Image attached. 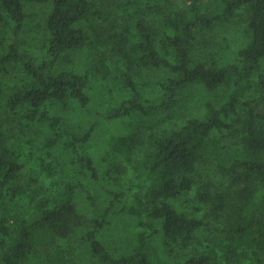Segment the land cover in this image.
<instances>
[{
	"label": "trees",
	"instance_id": "1",
	"mask_svg": "<svg viewBox=\"0 0 264 264\" xmlns=\"http://www.w3.org/2000/svg\"><path fill=\"white\" fill-rule=\"evenodd\" d=\"M48 1L44 41L35 51L20 40L24 4ZM174 1L150 0L143 10L118 19L99 11L102 23L87 32L78 23L96 12L90 0H0V130L3 133L8 127L10 135L26 146L22 155H16L0 135V264H95L97 255L106 264H242L247 260L264 264V0H218L205 7L202 0H187L163 19L159 37L146 12L159 13L163 2ZM240 8L246 12V45L220 60H192L196 34L229 20ZM158 40L171 58L158 50ZM93 46L107 48L102 77L120 76L132 92L118 107L110 104L106 87L96 98L88 92ZM63 53H74V64L70 70L55 72L51 63ZM12 66H19L30 84L4 87L2 81ZM160 68L171 73L159 83L162 96L141 99L133 73ZM252 76L260 91L251 100L262 102L263 109L256 112L252 101L245 102L247 117L240 137L220 143L211 134L231 127L225 117L236 113L240 99L252 88ZM192 83L207 91L223 87L225 94L217 102L206 103L204 116L190 118L168 134L149 133L143 141L140 133L169 113L176 91ZM102 120L121 121L124 127L106 138L97 159L81 153L79 146L92 139ZM140 147L142 156L134 159ZM35 157L48 159L55 173L66 164L79 182L77 187L86 182L94 192L86 197L74 185H64L59 193L63 201L53 208H35L7 252L12 232L6 217L10 199L30 191L36 179L31 177L26 186L10 184ZM118 158L134 163L137 178V191L121 209H116L113 194L106 198L97 189L101 173L118 170ZM206 161L214 162L217 173L236 187L232 193L194 188L190 176ZM79 196L93 201V219L85 217ZM202 207L220 225L221 239L207 250L193 246L195 232L204 224L196 216ZM111 213L124 214L125 225L107 243L100 234L110 226ZM135 224L148 228L153 240H147L145 231H136ZM74 232L80 251L72 263L59 241Z\"/></svg>",
	"mask_w": 264,
	"mask_h": 264
},
{
	"label": "rangeland",
	"instance_id": "2",
	"mask_svg": "<svg viewBox=\"0 0 264 264\" xmlns=\"http://www.w3.org/2000/svg\"><path fill=\"white\" fill-rule=\"evenodd\" d=\"M94 5V14L78 23V26L90 32L92 27H97L102 23V19L97 12H109L112 19H118L125 16L126 13L133 10H143L144 4L150 0H90ZM218 0H202L203 6H209ZM187 3V0H177L172 3L163 2L162 10L159 13H147L151 26L159 33L163 31V19L171 15L181 6ZM51 7L50 1L45 3H26L24 10L26 13L25 22L20 32L21 42L35 50L40 51L44 41V21ZM0 32H3V27L0 26ZM249 39V32L246 27V12L245 9H238L235 14L227 21L218 22L210 29H203L196 34L194 45L191 50V59L194 61L209 62L212 59L220 60L226 58L232 51L238 50L246 45ZM158 50L162 55L166 56V46L161 40L157 43ZM107 52V48L101 46H93L92 56L90 60V77L91 87L88 92L92 98H96L102 92V88L106 87L110 93V104L118 107L125 100L132 97V92L123 84V79L120 76L106 73L103 63V57ZM168 53V54H167ZM167 57L171 58V54ZM74 64V53H63L51 63V69L55 72L70 70ZM123 67V64L120 63ZM171 76V73L166 68L160 69H140L133 73L132 78L140 93L141 99L159 98L162 96V91L159 83ZM29 76L23 72L19 66L8 68L7 74L2 81L4 87H24L30 84ZM252 88L245 93L236 106V113L225 117V121L231 125L221 131H213L211 136L220 143H229L237 140L241 135V129L247 117V106L245 102L252 101L255 92L260 91L256 78H251ZM225 94V89L219 87L214 91L205 90L200 84L192 83L178 89L175 94V104L171 111L161 115L156 119L155 125L151 130H143L140 133V138L145 141L149 133L157 135L168 134L169 132L179 129L190 118H200L206 113V103L208 101L217 102ZM256 112L262 111L263 104L260 101H252ZM124 126L121 121H105L101 124L94 133L92 139L85 144L79 146L81 153L90 154L93 158L99 159L105 149V140L112 134L122 130ZM10 130H0L5 145L16 155H22L26 151V146L18 141L13 135H10ZM143 147L138 148L134 159L142 156ZM118 170H112L108 174H100V184L97 189L101 196L108 198V194H113L115 197L116 209H121L129 203L135 191H137V178L134 173V163H128L118 158L115 161ZM196 171L190 176L194 183L195 189L208 188L210 190L224 191L232 193L235 186L231 184L228 178L221 177L216 170L214 162H200L196 167ZM31 177L36 179L31 190L23 195H15L10 199L11 208L7 210L6 217L11 227V236L7 242V252H11L12 245L19 238V230L22 224L29 220V215L33 214L35 208L44 205L46 208H53L63 201L64 198H59L60 191L64 185H74L80 194L88 195L94 192L91 185L84 182V187L78 188V180L72 174L70 167L66 164H61L59 170L55 173L52 171L51 162L42 157H35L27 161L16 178L11 182L10 186L17 185L26 186ZM147 189L141 193L142 199H145ZM117 196V197H116ZM80 207L85 213V217L93 219L96 212V207L93 201L89 198L85 199L79 196ZM10 198V197H9ZM106 204V203H105ZM196 216L204 220L201 226L195 232L193 246L200 250L216 247L217 242L221 239L220 225L210 215L207 207H202ZM145 221V216L139 218ZM110 226L101 232L100 236L104 242H109L117 234H120L125 225L124 214L110 215ZM127 220V219H126ZM136 231H145L147 240H153L152 233L148 228L134 225ZM132 228V227H131ZM77 232H74L71 237L59 241L69 260L74 263L76 255L80 251ZM84 247V246H83ZM81 247V249H83ZM88 243H86V248ZM83 252H85L83 250ZM82 252V253H83ZM95 264L104 263L100 255L93 257ZM82 264V263H81ZM108 264V263H107ZM242 264H257L256 261L247 260Z\"/></svg>",
	"mask_w": 264,
	"mask_h": 264
}]
</instances>
